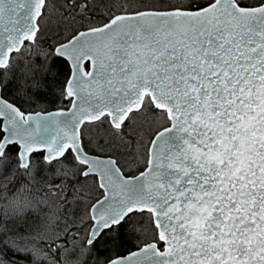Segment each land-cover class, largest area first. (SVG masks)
I'll use <instances>...</instances> for the list:
<instances>
[{"label": "snow or ice", "instance_id": "6c2138e0", "mask_svg": "<svg viewBox=\"0 0 264 264\" xmlns=\"http://www.w3.org/2000/svg\"><path fill=\"white\" fill-rule=\"evenodd\" d=\"M0 264H264V0H0Z\"/></svg>", "mask_w": 264, "mask_h": 264}, {"label": "trees", "instance_id": "16d2710c", "mask_svg": "<svg viewBox=\"0 0 264 264\" xmlns=\"http://www.w3.org/2000/svg\"><path fill=\"white\" fill-rule=\"evenodd\" d=\"M104 12H105V8H104V6H103V4H100V5L97 7V9H96L95 15L98 16V17H103ZM41 195H43V193H41ZM37 199H39V197H38ZM41 207H43V205H41ZM45 215H46V213H45V214H41V215L39 216L38 222L35 223V224H31V222H30L31 226H32L34 229H35V228H36V229L44 228V227L47 225V221H46L45 218H44Z\"/></svg>", "mask_w": 264, "mask_h": 264}, {"label": "rangeland", "instance_id": "374dc122", "mask_svg": "<svg viewBox=\"0 0 264 264\" xmlns=\"http://www.w3.org/2000/svg\"><path fill=\"white\" fill-rule=\"evenodd\" d=\"M36 229V228H35Z\"/></svg>", "mask_w": 264, "mask_h": 264}]
</instances>
